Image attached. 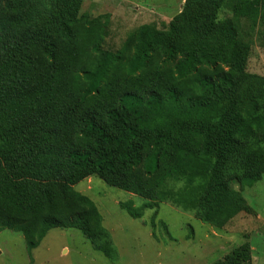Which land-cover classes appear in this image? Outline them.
Listing matches in <instances>:
<instances>
[{
	"label": "trees",
	"instance_id": "trees-1",
	"mask_svg": "<svg viewBox=\"0 0 264 264\" xmlns=\"http://www.w3.org/2000/svg\"><path fill=\"white\" fill-rule=\"evenodd\" d=\"M82 1L0 0V232L31 253L75 228L115 257L74 188L92 175L147 200L121 204L132 217L169 202L221 229L245 207L234 183L264 174V80L246 71L264 0H185L166 30L143 25L118 50Z\"/></svg>",
	"mask_w": 264,
	"mask_h": 264
},
{
	"label": "rangeland",
	"instance_id": "rangeland-1",
	"mask_svg": "<svg viewBox=\"0 0 264 264\" xmlns=\"http://www.w3.org/2000/svg\"><path fill=\"white\" fill-rule=\"evenodd\" d=\"M184 4L185 0H83L79 14L108 20L105 47L118 50L143 25L166 30ZM229 8L222 9L221 19L233 17ZM249 43L248 80H264V45L253 32ZM234 187L245 198V207L217 229L169 202L146 208L142 217H132L121 204L131 201L139 208L147 200L92 175L74 188L98 206L116 248L115 257L96 250L75 228L51 229L31 253L21 233L4 229L0 264H264V174L252 186L234 183ZM245 244L248 251L232 255Z\"/></svg>",
	"mask_w": 264,
	"mask_h": 264
}]
</instances>
